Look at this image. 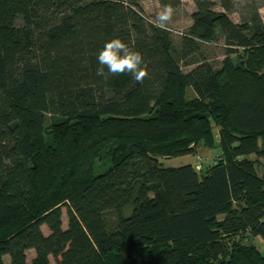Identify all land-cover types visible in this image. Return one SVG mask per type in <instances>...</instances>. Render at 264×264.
I'll list each match as a JSON object with an SVG mask.
<instances>
[{"label": "trees", "instance_id": "trees-1", "mask_svg": "<svg viewBox=\"0 0 264 264\" xmlns=\"http://www.w3.org/2000/svg\"><path fill=\"white\" fill-rule=\"evenodd\" d=\"M193 2L175 48L138 0H0V264H264V0ZM112 38L142 81L97 75ZM199 146L201 171L159 162Z\"/></svg>", "mask_w": 264, "mask_h": 264}, {"label": "rangeland", "instance_id": "rangeland-1", "mask_svg": "<svg viewBox=\"0 0 264 264\" xmlns=\"http://www.w3.org/2000/svg\"><path fill=\"white\" fill-rule=\"evenodd\" d=\"M215 3L216 10H223L221 6L222 0H212ZM232 4V9L228 12L229 17L235 21L240 22L242 15L246 13V6L252 0H229ZM263 0H257V2H262ZM139 4L142 6L144 12L151 16L152 19L156 20V17L159 12L163 10V6L157 0H138ZM174 9V14L172 18L166 22V27L172 33V41L175 48L179 45V40L184 29L191 23V14L195 10V4L193 0H179L177 5L172 6ZM259 12L264 22V5L259 7ZM158 22V21H157ZM224 44L222 39L210 43L203 44L202 51L204 55L215 65L218 66L221 63V60L224 58ZM193 66H184L182 65L183 71H189ZM194 94L191 88L187 89V97L190 98ZM252 158H256L255 156H251ZM217 159L216 150L212 151L205 147L199 146L196 150V153L193 155H181L175 157L164 158L161 157L159 159L160 164L163 167H177L183 164L192 163L198 171H201L207 168L209 165H212ZM256 171L259 176L264 174V160L258 159V163L256 165ZM205 172V171H204ZM62 227H67V211L66 207H62ZM41 230L44 234H49V230L46 225L41 226ZM250 242L254 243L264 252V239L262 238H251ZM27 260H31L34 256L33 249H29L26 252ZM4 264H9V257L5 255L3 257ZM49 264H55V261L52 256H50Z\"/></svg>", "mask_w": 264, "mask_h": 264}, {"label": "clouds", "instance_id": "clouds-1", "mask_svg": "<svg viewBox=\"0 0 264 264\" xmlns=\"http://www.w3.org/2000/svg\"><path fill=\"white\" fill-rule=\"evenodd\" d=\"M174 14V9L170 5H165L158 13L156 20L160 27H165ZM98 76H105V69L108 74H131L137 82L143 80L147 75L144 59L139 51L132 50L127 42L120 38H112L105 42L102 49L97 54Z\"/></svg>", "mask_w": 264, "mask_h": 264}]
</instances>
